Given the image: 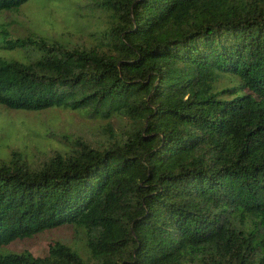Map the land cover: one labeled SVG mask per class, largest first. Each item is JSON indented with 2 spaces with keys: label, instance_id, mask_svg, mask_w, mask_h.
I'll list each match as a JSON object with an SVG mask.
<instances>
[{
  "label": "trees",
  "instance_id": "16d2710c",
  "mask_svg": "<svg viewBox=\"0 0 264 264\" xmlns=\"http://www.w3.org/2000/svg\"><path fill=\"white\" fill-rule=\"evenodd\" d=\"M90 1L82 46L5 32L36 54L0 58L1 106L107 123L0 161V248L73 225L87 258L57 242L0 264H264V0Z\"/></svg>",
  "mask_w": 264,
  "mask_h": 264
},
{
  "label": "rangeland",
  "instance_id": "374dc122",
  "mask_svg": "<svg viewBox=\"0 0 264 264\" xmlns=\"http://www.w3.org/2000/svg\"><path fill=\"white\" fill-rule=\"evenodd\" d=\"M92 4L90 0H29L18 10L1 11L0 58L9 62H29L36 54L9 49L5 32H8L9 39L43 35L54 41L66 42L71 47L82 46L88 40L87 28L89 31L97 29L98 21L104 18L100 12L90 7ZM84 24H87V28L83 30ZM88 118L87 112L53 108L29 113L10 110L0 105V161L9 163L12 153L18 152L35 166L36 155L39 157L41 154L39 148L42 137L46 134L88 133L96 138V134L103 132L107 123ZM114 124L113 130L104 134L103 139L112 140L116 133H121L125 128V124ZM86 241L84 230L73 225H64L45 230L31 238L18 239L0 248V254L26 253L37 258L45 257L50 245L59 242L86 259Z\"/></svg>",
  "mask_w": 264,
  "mask_h": 264
}]
</instances>
